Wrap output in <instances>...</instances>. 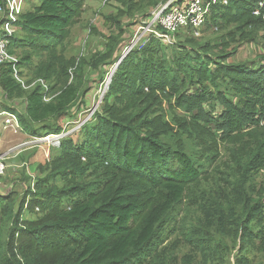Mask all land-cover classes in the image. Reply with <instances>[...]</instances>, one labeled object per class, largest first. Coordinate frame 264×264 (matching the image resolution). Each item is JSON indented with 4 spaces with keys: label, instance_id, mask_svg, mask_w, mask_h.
<instances>
[{
    "label": "trees",
    "instance_id": "trees-1",
    "mask_svg": "<svg viewBox=\"0 0 264 264\" xmlns=\"http://www.w3.org/2000/svg\"><path fill=\"white\" fill-rule=\"evenodd\" d=\"M39 1L8 41L25 88L10 64L0 67V109L31 140L65 132L62 119L92 91L85 66L112 67L121 57L122 20L147 19L166 0H109L116 13L106 21L118 33L89 58L64 53L85 0ZM220 1L208 16L209 27L225 31L220 45L201 47L190 29L171 44L152 35L141 48L136 43L101 112L78 130L84 140L60 138L42 177L20 195L0 192L7 226L0 264H170L176 245L164 244L176 228L193 252L181 264H223L232 249L236 264H251L249 256L264 253V186L251 185L264 165V54L258 65L229 61L239 45L264 44V9L255 16L259 0ZM220 147L232 157L225 170ZM204 181L209 187L201 188ZM193 206L201 217L188 225ZM25 212L36 216L25 219Z\"/></svg>",
    "mask_w": 264,
    "mask_h": 264
},
{
    "label": "rangeland",
    "instance_id": "rangeland-1",
    "mask_svg": "<svg viewBox=\"0 0 264 264\" xmlns=\"http://www.w3.org/2000/svg\"><path fill=\"white\" fill-rule=\"evenodd\" d=\"M39 4V0H26L24 12L32 11L33 8ZM115 7L116 5L114 3H111L109 0H85L84 13L80 21L78 20L71 30V34L65 46V55L67 57L77 58L79 56H86L87 58H89L90 56L98 53V51L100 50L104 51V46L105 42H107V38L113 34L118 33L115 25L111 21H106V17L114 15L116 13ZM152 10L153 9H151L150 12ZM122 21L125 26V35L123 38V45L120 50L121 52H119L120 56L125 53V48H127L133 41L137 43L134 48H141L150 37V34H148V26L147 24H145L146 19L144 15L137 16V18L133 20L124 18ZM191 33L192 37L196 42H198V45L200 44L201 47L205 46L208 43H210L211 45H220L222 36L225 35V31L216 30V28L212 26L209 27L208 22H206V24L202 28H199L197 31ZM237 51L238 52L235 53L232 56V59H230L229 61H239L241 63H247L251 65L252 63H255V65H258L261 61V54H264V44L261 43L259 45L251 46H246V44L239 45ZM34 61L37 63L38 59H35ZM114 65L112 67L111 65H102L98 70H94L90 64H87L85 66V81L89 85H91L92 91L87 95V101L85 100V102H87L85 103L86 106L84 104L83 106L74 107L71 110V115L62 119L61 125L65 129V134H62L63 137L67 135H75V140L77 143L84 140V137L82 136L80 131H78V127L86 120H94V114H92L91 111L94 110L95 113V111L100 110L99 112H101L102 108H100L99 106L102 105L103 98L106 94L105 87L107 83V77L112 72ZM22 78L25 79L24 77ZM198 89V87L195 89L189 87V91L192 94L195 93V91ZM209 105H211V103H209ZM20 106L22 105H18V107ZM214 109L217 114H221L223 110V108L218 104H214ZM177 113L178 115H180V112ZM1 131L2 128H0V160L9 155L10 158L2 162L5 166V170L3 172V175L0 177V192L3 194H7L14 190L20 195L21 193H24L29 186H32L34 180H36L37 177H42L43 174L40 173V168L44 167L50 160L51 155L49 147L52 144L56 143V139L42 137L43 139L34 141L31 140L30 137L23 134L17 135L13 130L3 129V132ZM51 141L54 142L52 143ZM23 143L26 144L24 146H21L20 148L12 149L13 147H19V145ZM23 149L29 150H25L26 152L23 151V153H20ZM219 150L220 162L217 161V163H219V167L222 170H225L226 166L232 161V157L228 155L223 147H220ZM253 174L254 179L251 185L252 187H254L255 191H260L264 186V165ZM207 181H204V186L202 185L201 188L209 187ZM253 197H256L255 193H253ZM37 211H39V209L35 208V212ZM184 214H186L184 211L180 212L178 214L179 218ZM35 216L36 215H31L27 212L23 214V217L25 219L30 220H33ZM194 216L201 217V211L198 210L196 206H193V208H191L189 212H187L188 225L190 224V221H194ZM173 222L168 225V227H171L173 225ZM261 224L264 226V216L263 222ZM187 227L188 226H186V228ZM6 229L7 226L1 223L0 243H2V241L6 238ZM169 244H174L176 246L169 250L170 257L172 254V256L175 257V260L168 258V263L181 264L183 259L193 256L191 246L188 244L187 240L184 239V236L181 234L179 228H176L175 231L169 234L164 245ZM194 256L196 258V255ZM237 256L238 255L236 253V250H230L224 258L223 264H236L235 259ZM249 257L250 258L248 260L251 262V264H264L263 252L257 256ZM194 264L200 263L195 262Z\"/></svg>",
    "mask_w": 264,
    "mask_h": 264
},
{
    "label": "built area",
    "instance_id": "built-area-1",
    "mask_svg": "<svg viewBox=\"0 0 264 264\" xmlns=\"http://www.w3.org/2000/svg\"><path fill=\"white\" fill-rule=\"evenodd\" d=\"M25 3L26 0H0V67L10 64L12 66V77L23 87L24 81L19 75L18 68H16L19 63L18 57L8 53V41L17 31L16 25L18 23L19 17L24 13ZM217 3H221V1L166 0L164 3H161L156 8H154L150 12L149 17L146 19L145 24H147L149 29L148 34L162 40L167 44H171L174 41V35L177 32L186 29H190L192 32H194L199 28H202L206 22H208L211 6ZM262 9H264V0H259V7L253 12V14L255 16H259ZM118 61L115 63L112 72L107 77V83L105 87L106 92L109 89L111 79L117 69V65L120 64ZM45 101L47 102L49 100L45 99ZM91 113L94 114V110L91 111ZM0 117L3 119L4 129L13 130L14 132L19 129L17 119L13 114L0 109ZM86 121L79 125L78 130L84 125V123H86ZM60 137H63L62 134L61 136L49 135L43 138H55L56 143L52 144L50 147H59ZM43 138H34L33 140L38 141V139ZM25 144L26 143H23L19 145V147H13L12 149L20 148ZM9 158L10 155L0 160V177L3 175L5 170V166L2 162Z\"/></svg>",
    "mask_w": 264,
    "mask_h": 264
},
{
    "label": "water",
    "instance_id": "water-1",
    "mask_svg": "<svg viewBox=\"0 0 264 264\" xmlns=\"http://www.w3.org/2000/svg\"><path fill=\"white\" fill-rule=\"evenodd\" d=\"M136 43H133L132 45H130V47H129V49L127 50V52H125L121 57H120V59H119V63H121V61L125 58V56L128 54V52L134 47V45H135ZM117 67H118V65H117Z\"/></svg>",
    "mask_w": 264,
    "mask_h": 264
},
{
    "label": "bare ground",
    "instance_id": "bare-ground-1",
    "mask_svg": "<svg viewBox=\"0 0 264 264\" xmlns=\"http://www.w3.org/2000/svg\"><path fill=\"white\" fill-rule=\"evenodd\" d=\"M104 91H105V90H104ZM100 95H101V94H100ZM101 96H102V95H101ZM103 96H104V95H103ZM101 99H102V98H101ZM74 124H75V123H74ZM54 139H55V138H54ZM54 139H53V140H54ZM51 142H52V141H51ZM53 142H54V141H53ZM53 142H52V143H53Z\"/></svg>",
    "mask_w": 264,
    "mask_h": 264
}]
</instances>
